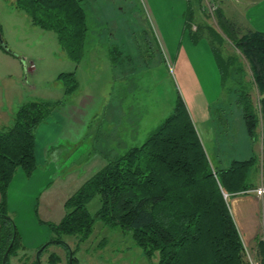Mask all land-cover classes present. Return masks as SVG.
<instances>
[{"label":"rangeland","instance_id":"obj_1","mask_svg":"<svg viewBox=\"0 0 264 264\" xmlns=\"http://www.w3.org/2000/svg\"><path fill=\"white\" fill-rule=\"evenodd\" d=\"M229 1L220 0V9ZM189 2L197 21L194 26H209L219 33L220 40L207 28L194 37L187 25ZM84 8L89 32L83 60L76 66L61 49L54 31L34 26L17 0H0V34L13 53L0 48L4 55L0 57V113L4 111L5 117L4 121L0 120V130L11 128L19 108L28 102L67 104L55 109L56 113L47 122L49 126H43L58 141H53L54 150L47 162L39 141L40 170H47L50 164L55 166L58 185L65 184L69 192L78 191L86 182L81 185L80 180L90 179L101 168L94 167L87 177L91 158L99 160L101 154L111 160L145 143L173 112L179 97L193 115L199 138L215 166L216 145L222 147L219 155L224 159L232 160L235 155L240 160L250 158L248 154L243 157L240 151L235 152L241 143L248 150L251 142L245 137L243 112L235 104L239 89L236 84L241 77L234 73L242 62L229 58H238V52L219 29L217 13L207 14L201 0H85ZM233 12L227 15L235 17ZM242 29L240 35L246 32ZM186 54L191 60L188 65L182 62ZM219 54L223 62H232L229 70L233 74L225 83ZM31 63L35 69H29ZM71 72H76L78 89L66 96L65 82L58 76ZM256 95L254 92L257 99ZM119 101L127 102L122 106L127 113L115 116V103L119 105ZM74 105L82 111L79 119L83 127L79 132L73 130L76 137H71L65 135L68 120L64 113ZM118 122L121 130L115 133L113 124ZM258 143L253 144V153L259 160L249 180L254 186H258L261 177L262 140ZM225 198L230 206L232 199L228 195ZM100 206L99 198L89 204L92 216L95 217ZM65 241L72 250H77V237H66ZM59 247L53 244L46 253ZM60 254L63 264H69L68 251L62 250ZM76 258L78 264H158L157 257L151 261L146 258L130 233L111 229L100 220H96L92 236L80 244Z\"/></svg>","mask_w":264,"mask_h":264},{"label":"trees","instance_id":"obj_2","mask_svg":"<svg viewBox=\"0 0 264 264\" xmlns=\"http://www.w3.org/2000/svg\"><path fill=\"white\" fill-rule=\"evenodd\" d=\"M17 1L35 26L56 33L61 49L76 66L80 65L89 32L85 0ZM189 6L187 25L194 37L207 28L220 40L219 33L207 25L198 24L197 30H193L197 21L190 2ZM217 20L223 36L238 52L239 59L229 58L242 62L234 73L241 77L236 84L239 89L235 104L243 112L251 141L256 144L262 136L260 167L264 187V33L244 29L246 32L240 35L242 27L226 19L221 9ZM0 48L13 55L1 44ZM218 61L225 83L233 74L229 70L232 62H223L220 54ZM58 79L65 82L66 96L78 89L76 72L61 73ZM63 105V101L28 102L19 108L13 126L0 130V264L11 245L6 264H12V258L21 251L24 253L18 264L33 261L34 255L22 244L8 211V192L19 170L31 177L38 169L36 130ZM258 160V155H253L215 166L179 97L173 112L145 143L108 161L67 200L63 220L47 224L52 239L40 253V261L34 262L44 264L42 259L54 244L67 249L68 261L72 255L73 264H78L76 252L92 236L96 220H100L111 229L130 233L146 258L151 261L157 257L158 264H248L242 237L224 194L230 197L257 190L249 180ZM95 198L100 199L101 206L94 217L88 206ZM66 237L78 238L76 251L67 244ZM60 263L61 258L51 253L45 264Z\"/></svg>","mask_w":264,"mask_h":264},{"label":"crops","instance_id":"obj_3","mask_svg":"<svg viewBox=\"0 0 264 264\" xmlns=\"http://www.w3.org/2000/svg\"><path fill=\"white\" fill-rule=\"evenodd\" d=\"M235 1H238L237 5H235ZM188 9H190V6L188 7ZM221 10L223 11V13L224 11L226 12V14L224 13V15L227 19L238 23L242 28L264 33V0H231L227 4H225ZM231 11H235V13L233 12L235 17H229V15H227L228 12ZM1 56L4 55H1L0 53V57ZM185 56L183 55L182 62H185V64L188 65L191 60L187 54ZM120 102L121 101H119V105L118 103H115V116L117 113H127V111H125L126 109L123 110L122 107L126 106L127 102ZM65 105L67 104H64L62 107H65ZM69 108L70 109L68 110V113H64V116L67 117L66 120H68V123H65L66 128L68 129V132L67 134L65 133V135L76 137L73 130L79 132L80 128L83 127V125L81 124L82 122L79 119V116L83 114L82 111L78 109L77 105H74L73 107L70 106ZM190 109L193 110V113H195L196 115L198 114L197 111L194 110L195 107L191 106ZM13 111L14 108H12L11 112L13 113ZM54 113H56V111H54L53 114ZM3 114L4 111L0 113V120L2 121H4L5 119ZM190 116L191 118L193 117L192 114H190ZM198 118L203 119L202 117ZM49 119L50 118H48L36 130L35 155L37 164L38 158L40 156V154L38 156L39 141H41L40 143L42 146V157L46 162L51 159L49 158V156H52V152L54 150V148L51 149V147H53V141H58L57 137L48 135L49 130L44 129L46 127H43L45 124L46 126H49L47 125L49 124L47 123ZM228 120L227 123L229 124ZM120 125L121 124L119 122L117 124H113V130L115 133L116 131L118 132L119 129L121 130ZM124 130H126V128H124ZM246 134L247 136L245 137L250 139L247 130ZM62 135H64V133ZM122 144H125V142ZM253 144L254 143L251 141V147L249 146L248 150H244L243 144L241 143L240 149H236L235 152L240 151L241 156L245 157L248 154V156L251 158L254 155L253 150H255ZM254 145H259V143ZM220 151H222V147L220 145H216L215 157L217 159V165L225 166V164L227 165L230 161L237 159V155H235V158H233L232 160H228V158L224 159L223 156L219 155V153H222ZM91 160H93V162L90 164L91 166L88 169L90 170V174H88L87 177H89V175L93 173L95 168L101 167V170L107 165L108 161H110L107 159V157H103L101 154L99 160H95L94 158H91ZM49 166L50 167L47 170L43 171L38 167V169L31 177H27L22 170H19L11 182L8 192V211L15 220L18 232L22 239V244L28 251H30L31 255H34V258H32L33 261H31L30 264H35V260L38 261L37 251H39L41 247L46 245L52 239V231L47 226V224H58L63 220L66 215L65 203L72 195L77 192V190L74 189L72 190V192H69V189H66L65 184L61 183L58 185V171L55 166H52L51 164ZM95 174H93L92 176H94ZM88 180H80L81 185L82 183H84V181L87 182ZM262 187L261 173L259 184L258 186H256L257 190L250 191L247 194L231 195L229 197L232 199V204H230L232 216L238 227L244 246L253 254V257L256 260L264 259V247L262 246V243L264 244V221H262V214L264 211V195L258 193V190ZM62 250H65L67 252V249H65L64 247H59V249H57L56 251H51V253H56L61 258L60 264H63L64 262V259L60 254ZM23 253L24 252L21 251L16 257H13L11 263L18 264V260ZM50 254L46 253L44 255L42 259V262L44 264L47 262ZM66 254L67 253H65V255Z\"/></svg>","mask_w":264,"mask_h":264},{"label":"built area","instance_id":"obj_4","mask_svg":"<svg viewBox=\"0 0 264 264\" xmlns=\"http://www.w3.org/2000/svg\"><path fill=\"white\" fill-rule=\"evenodd\" d=\"M201 1H203V7L207 12V14L209 15L212 16L216 15L218 10L220 9V0H201ZM193 30L196 31L197 27L193 26ZM29 69H35V65L31 63ZM258 193L264 195V187L260 188L258 190ZM245 259L248 264H258V262L255 260L254 257L252 259L248 250H245Z\"/></svg>","mask_w":264,"mask_h":264},{"label":"water","instance_id":"obj_5","mask_svg":"<svg viewBox=\"0 0 264 264\" xmlns=\"http://www.w3.org/2000/svg\"><path fill=\"white\" fill-rule=\"evenodd\" d=\"M0 44H1V45H2V46H3L8 52L11 53V51H10V49L8 48L7 44L4 43L1 34H0ZM25 68H27V67L25 66ZM224 196L226 197L227 195L224 194ZM11 248H12V245L10 246V248L8 249V251L6 252V254L4 255V258H3L2 264H6V261H7V258H8V256H9V253H10ZM44 248H45V245H44V247H41V249H40V250L38 251V253H37L38 261H40L39 255H40V253L44 250ZM69 263H70V264H73V261H72V255L70 256Z\"/></svg>","mask_w":264,"mask_h":264}]
</instances>
